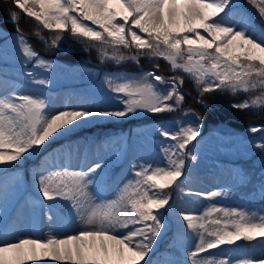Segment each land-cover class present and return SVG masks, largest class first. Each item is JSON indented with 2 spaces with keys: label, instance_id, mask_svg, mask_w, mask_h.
Wrapping results in <instances>:
<instances>
[{
  "label": "snow or ice",
  "instance_id": "obj_1",
  "mask_svg": "<svg viewBox=\"0 0 264 264\" xmlns=\"http://www.w3.org/2000/svg\"><path fill=\"white\" fill-rule=\"evenodd\" d=\"M12 2L19 10L9 13L16 24L13 39L25 60L34 61L33 68L51 71L53 64L27 43L17 23L20 14L52 33V46L58 45L68 32L76 39L96 42L91 47H96L103 59L117 63L126 59L138 63L140 56L161 57L174 71L181 70L191 77L201 95L217 90L236 94L260 89L261 94L254 99L231 106L237 110L264 107V31L257 33L243 19L229 21L234 0ZM247 2L264 24V0ZM122 49L131 54L126 55ZM26 74L34 77L31 71ZM33 82L45 87L49 83L47 79ZM183 84V76L166 78L156 71L139 79L111 78L109 90L122 108L79 107L52 112L40 96L20 92L4 95L0 97V166H14L58 136L97 117L126 118L140 112L176 111L185 99ZM200 121L201 117L194 115L192 122H177L174 129L162 125L158 129L163 138L159 159L133 164L130 178L113 199L97 202L89 190L99 177V163L87 170L63 167L38 172L36 183L41 198L67 201L81 226L63 235L54 230L12 240L0 235V264H149L146 258L166 228L164 214L171 207L172 192L166 190L175 187L184 191L186 168L197 159L188 146L201 135ZM250 131L264 129L252 127ZM255 147L264 151V140ZM198 195L211 199L226 193ZM179 215L181 223L198 236L188 253L191 264H233L227 256L217 259L211 250L223 245L238 246L240 241L264 245V209L257 213L212 204L202 214L182 211ZM48 220L53 221L50 212ZM236 264H264V255L242 257Z\"/></svg>",
  "mask_w": 264,
  "mask_h": 264
},
{
  "label": "rangeland",
  "instance_id": "obj_2",
  "mask_svg": "<svg viewBox=\"0 0 264 264\" xmlns=\"http://www.w3.org/2000/svg\"><path fill=\"white\" fill-rule=\"evenodd\" d=\"M30 19L44 33L33 36L44 43L47 49L53 47L51 45L53 34ZM228 19L234 23L243 19L257 33L264 31V24L260 22L256 11L247 0H234V8ZM9 22H13L9 13L7 17L0 16V97L7 95L8 92L31 93L44 98L50 107L57 99L64 103L73 96L75 100L81 99L86 105L91 104L86 108H122L123 105L118 103L115 94L109 90L108 80L118 77L139 79L151 71L163 75L156 67L158 63L152 62L156 59L160 64L167 66L164 77H184L182 92L185 94V99L173 112L160 114L140 112L126 118H94L71 132L58 136L46 148L15 163L14 166L22 165L21 169L9 171L8 168L0 166V235L12 240L21 236H42L52 230L61 235L77 231L81 226L80 221L67 201H45L41 198L36 183L38 172L63 167L76 171L87 170L90 166L99 163L102 165L99 177L89 190L93 197L97 198V202L99 199H113L116 192L130 178L133 164L159 159L163 138L158 129L162 125L174 129L177 122H192L194 115L201 117L202 127L197 141L188 146L197 157L196 161L189 165L195 166L193 181H199L202 189L194 190L191 186L185 185L187 167L182 185L184 191L175 187L166 190L172 192L171 207L164 214L166 228L158 238L153 251L146 258L149 264H191L188 253L198 242V236L189 230L185 242L178 239V230H187L177 218L175 204L178 200H181V207H185L187 212L197 214L204 213L212 204L243 208L257 213L264 209V190H262L264 189V151L255 147L256 143L264 140V131L255 133L250 131L252 127L264 129L257 119L247 121L233 115L224 117L215 113L212 116L209 114L203 116L192 106L191 100H195L196 96L200 100L205 94H190L187 90L189 88L193 92H199L193 79L181 70L174 71L169 62L163 58L140 56L139 60L154 63L146 66L131 59L117 63L103 59L99 50L91 47L96 42L76 39L68 32L63 34L58 45L55 46L61 52L56 54L50 52L45 56L40 54L42 58L52 62V70L33 68L34 61H26L18 49L17 42L13 39L16 27L10 31L7 27ZM23 35L32 47L28 35ZM75 42L81 45H74ZM122 51L126 55L131 54L127 49ZM79 52H83L81 54L84 57H79L78 60L73 61L65 57L71 54L75 57ZM89 52L93 53L97 60L90 57ZM29 71L34 73V77L26 74ZM34 79H47L49 83L45 87L34 83ZM9 80H12L13 85L5 87L9 88L5 91L2 86ZM214 92H217L220 98L226 93L228 99L225 100L228 101H225V105L229 107L246 99H254L261 94L260 89L236 94L230 91ZM230 97L237 99L233 102ZM198 106H202L206 111L210 108L207 101L198 103ZM262 108L264 107L254 106L249 110L260 111ZM185 113L191 114L185 115ZM130 140L133 141L132 144L129 143ZM193 145H195L194 149ZM207 176L209 181L204 182ZM193 190L191 195H185L186 192L191 193ZM212 191L226 195L211 199L198 195ZM185 209L182 208L181 212H185ZM49 212L53 216L52 222L48 220ZM237 244L238 246L223 245L221 249L211 252L217 259L230 257L233 264L242 257L257 258L264 255V245L258 241H240Z\"/></svg>",
  "mask_w": 264,
  "mask_h": 264
},
{
  "label": "trees",
  "instance_id": "obj_3",
  "mask_svg": "<svg viewBox=\"0 0 264 264\" xmlns=\"http://www.w3.org/2000/svg\"><path fill=\"white\" fill-rule=\"evenodd\" d=\"M19 12L18 9H16L14 7V4L12 1L10 0H4V1H0V16L1 18L7 17V14L10 12ZM17 23L19 24L20 29H22L23 34H27L29 37V41L32 44L33 49L41 55H46L48 53H52V54H56L61 52L59 49H57L55 46L51 47L50 49L46 48V45L44 43H42L39 39H37L36 37H34L33 35H41L44 34L43 31H40L39 28L34 24V22L26 17L24 14H20L19 19L17 21ZM7 27H9V30L11 31L12 29H14V27H16V24L12 23H7ZM31 35V36H29ZM74 45H81V43H74ZM81 49V48H80ZM82 50V49H81ZM81 53L83 52H79V54H76L75 57L71 55H66L65 57L67 59H71L73 61L78 60L79 57H84V55H82ZM89 56L92 57L93 59L97 60L96 57L94 56L93 53L89 52ZM140 64L142 66H146L149 63L152 62H156L160 65L159 69L160 71L163 73V75H166L165 70L167 69V66L160 64L158 60H154L152 62H146L145 60H139ZM154 64V63H152ZM168 74H174V73H168ZM188 92L190 94H197L200 93V91H195L193 92L190 88L187 89ZM205 95L203 97L200 98V100L202 101H207V103L209 104L210 108L209 110H205L201 107L198 106V103H200V100L197 98H194L195 100H191L192 106L195 107L198 112L203 115V116H209V115H214L215 114H220L221 116H226V115H233L235 117H240L244 120L250 121L252 119H257L262 125L264 126V108H262L260 111H251L249 109H244V110H237L233 107H229L225 105V99L227 98V94L224 93V97L220 98L218 97V93L217 92H209V93H204ZM231 101L235 102V100L237 99V97H230ZM208 109V108H207ZM209 114V115H208Z\"/></svg>",
  "mask_w": 264,
  "mask_h": 264
},
{
  "label": "bare ground",
  "instance_id": "obj_4",
  "mask_svg": "<svg viewBox=\"0 0 264 264\" xmlns=\"http://www.w3.org/2000/svg\"><path fill=\"white\" fill-rule=\"evenodd\" d=\"M10 84L13 85V83H11V81H5L2 88L5 91H8L9 88H5V87L9 86ZM10 93H12V92H8V94H10ZM68 99L69 100L65 101L64 103H62L59 99H57L56 101H54V103L50 107L48 106L49 110L52 112H55V111H58V110H61L64 108H79V107H85L86 108V107L91 106V104L86 105L81 99L76 98L77 100H75V98L73 96L69 97ZM60 103H61V105H60ZM129 143L132 144L133 141L130 140ZM194 173H195V166L189 165L188 169H187V173H186L185 185H188L189 187L191 186L194 190H200V188L202 189V186H201L202 184L199 185V181H196V182L193 181V180H195ZM208 178L209 177L207 176V179L204 180V182H208L209 181ZM194 190L191 193H193ZM182 208L185 209V207H181V200H178V202L175 204V209L178 212L177 213L178 219H180L179 214L181 213ZM185 212H187L186 209H185ZM180 223H181V221H180ZM47 226H48V224H47ZM182 231H185V233H183ZM182 231L180 229L178 230L177 237H178V239H181L183 242H185L187 239V236H188L187 232L189 230L188 229L187 230L182 229Z\"/></svg>",
  "mask_w": 264,
  "mask_h": 264
}]
</instances>
